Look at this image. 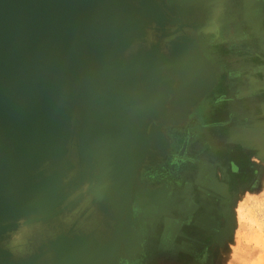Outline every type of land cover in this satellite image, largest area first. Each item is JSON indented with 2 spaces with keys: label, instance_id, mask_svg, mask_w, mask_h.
Segmentation results:
<instances>
[{
  "label": "bare ground",
  "instance_id": "1",
  "mask_svg": "<svg viewBox=\"0 0 264 264\" xmlns=\"http://www.w3.org/2000/svg\"><path fill=\"white\" fill-rule=\"evenodd\" d=\"M99 3L96 11L90 0H0V264H75L74 254L86 264H114L107 251L113 240V249L127 252L137 244L133 217L120 219L121 204L146 147L144 123L170 85V60L159 56L172 32L159 0ZM185 147L184 140L180 155ZM90 197L121 236L113 238L114 229L110 242L83 234L88 214L74 231L73 213ZM13 213L24 216L9 219Z\"/></svg>",
  "mask_w": 264,
  "mask_h": 264
},
{
  "label": "crops",
  "instance_id": "2",
  "mask_svg": "<svg viewBox=\"0 0 264 264\" xmlns=\"http://www.w3.org/2000/svg\"><path fill=\"white\" fill-rule=\"evenodd\" d=\"M165 3V15L171 18L169 24L174 28L181 26L182 32L166 42L168 48L160 56L170 60L166 69L170 85L162 107L154 110L152 119L144 123L147 124L142 140L145 139L146 147L140 149L137 162L132 163L133 187L128 201L121 204L120 214L125 224L128 216L133 217L136 240L145 238L153 264L163 261L162 252L168 246L180 247L186 241H197L204 236L196 214L195 197L203 193L199 187L215 193L220 185H225L221 177L229 176L231 162L234 163L237 152L245 154L249 139L231 142L230 130L246 128L247 111L252 114L261 111L264 116V89L255 92L249 82V78L256 76H251L255 69L257 75L261 72L258 77L264 78L263 43H254L255 12L249 7V0H179L178 5L184 8H178L173 1L171 5L166 0ZM183 12L188 15L185 19ZM182 21L189 25H183ZM223 31L231 32L233 40L223 42ZM208 48L213 57H208ZM260 48L261 53L257 51ZM174 64L179 66L176 65L177 70L172 73ZM148 129H152L153 138ZM184 139H187L186 149L179 156L184 161L178 167L174 165L172 170V175L177 176L175 183L160 185L158 179L154 187H148L146 181L136 187L137 177L164 175L159 168L173 165ZM222 152L225 153L223 159L222 154L218 157ZM180 177L184 179L180 181ZM138 245L142 247L144 242L141 245L137 241ZM118 255L119 252L114 254L112 261L117 262Z\"/></svg>",
  "mask_w": 264,
  "mask_h": 264
},
{
  "label": "rangeland",
  "instance_id": "3",
  "mask_svg": "<svg viewBox=\"0 0 264 264\" xmlns=\"http://www.w3.org/2000/svg\"><path fill=\"white\" fill-rule=\"evenodd\" d=\"M165 6V1L159 0V10L165 12ZM249 7L255 12L253 20L254 43H263L264 49V0H249ZM161 19L167 24L168 18L165 13H162ZM169 21L171 22L170 17ZM169 27L173 28L174 26ZM257 51L261 53V48ZM257 71L255 69L251 75H256L255 77L249 78L250 86L255 92L264 89V79L258 77L261 76V72L257 75ZM260 112L255 111L253 114L250 111L246 112V115L250 116L253 121L252 127L230 130L229 141L231 142L241 143L245 137L251 139L249 147L253 145V148H251L252 151L249 150V159L252 162L253 170L252 174L247 177L246 182L241 183V185L238 184L235 188L232 187L230 194L227 193L226 187L222 189L220 193L221 206L215 212L217 220L215 230L208 234L202 242L186 241L185 245L195 254L182 253L175 247L169 251L164 249L165 251L162 254L166 252L169 254L164 256L162 262L156 264H264V116H261ZM258 115L260 116L258 117ZM247 116L246 118H248ZM184 140L187 145V139ZM179 153H181V150H179ZM183 161L181 160V162ZM173 162L178 163L176 159ZM177 165L179 166L180 163ZM181 177L180 181L184 179H181ZM176 178L177 176L174 179ZM199 188L203 192H212L204 187ZM195 198L201 199L199 197ZM87 204L88 201L84 205L87 206ZM98 215L99 217L102 216L101 213ZM204 222L206 223L205 220ZM97 225L100 226L101 222L100 225L99 223ZM91 226H93V223ZM11 241L12 245L13 240ZM136 241L140 242L141 245L143 241L144 246L139 247L140 245L137 246L136 244V248L139 247L138 251L135 248L133 257L136 261L129 259L126 261L127 264L139 263L148 258L149 251L146 250L147 241L145 238H138ZM194 244H196L195 247ZM66 246L64 244L61 250L63 248V250H66ZM30 253V255H35L37 250H32ZM44 254L46 256L48 251ZM204 254L206 256H203ZM159 260H161L160 257Z\"/></svg>",
  "mask_w": 264,
  "mask_h": 264
},
{
  "label": "flooded vegetation",
  "instance_id": "4",
  "mask_svg": "<svg viewBox=\"0 0 264 264\" xmlns=\"http://www.w3.org/2000/svg\"><path fill=\"white\" fill-rule=\"evenodd\" d=\"M165 16H167V18H168V24L166 25L167 30H169V32H172V34L169 33L166 36L164 42H167L168 40H170V38H172L173 36L175 37V35L178 34V33H175L177 27L176 28H174V27L170 28L169 27V26H171L169 24V22H170L169 21V16L168 15H165ZM167 30L165 32H167ZM155 32L160 33L159 30L156 31L154 29L153 35H154ZM229 33H230V35H229ZM229 33L226 34L225 31H223L221 33V39L223 40V42L229 43L231 39L233 40L231 32H229ZM227 35H229V38L227 37ZM233 35H235V33ZM263 67H264V64H263ZM244 125H246V128L252 127L253 121L250 118V116L245 119ZM220 131L223 133L224 129L220 130ZM250 140H251L250 138L246 140V148H244L245 154H243V152H237V156L234 158V163L231 162V165H230L231 168H229V170H228L229 171L228 172L229 176L228 177H226V176H222L221 177V179H222V181H223V183L225 185H220L218 187V189H217V192H215L216 194L214 192H203L201 188L199 189L204 194L203 193L200 194V196H199V198H201L200 200L195 198L196 205L198 206L197 209H196V214H197V217H199V219H200V223H201L200 227H201V230L204 231V236L201 239L197 240L196 242L204 241L205 238L208 236V234H210L212 231L215 230V227L217 225V223H216L217 222L216 213L215 212H216L217 208H219L221 206L220 193H221L222 189L226 187V189L228 190L227 193L230 194L231 193L230 190L232 189V187L235 188L236 186H238V184L241 185V183L246 182L247 177L252 174L253 166H252V162H250V159H249V150L252 151L251 148H253V145L251 147H249V145H250L249 141ZM221 154H222V157H221ZM179 155H180V153L177 154L175 159L181 165V163H182L181 160L182 159L179 157ZM223 155L225 156V153L222 152V153L219 154L218 157H221L223 159L224 158ZM175 163L172 161V164H173L172 166L163 165L162 167L159 168L161 172L165 173L164 175L151 176V177H148V176L147 177L146 176L137 177L136 182H135L136 187H141L142 185L145 184L144 183L145 181L149 183L147 185L148 187H152V186L154 187V186H156V184H158L157 183L158 179H159V181H161L160 183L162 185L163 184H167V183H173L174 182V178H175L172 175V170L174 168L173 166L174 165H175V167L178 166L177 165L178 163L177 164H175ZM87 201H88L87 206H84L86 208V210H85L84 207H82L80 210H77L76 213L75 212L73 213L74 214V219H76V220L78 219V222L80 221L79 223H77V226H75L73 228L74 231L75 232H79L81 230L80 226H84L86 224V223H84V218L89 215L88 217H90V218H88L87 220L90 222V224H89L90 226L89 225H87L88 227L85 226V229H83V232H82L83 234H86L87 236H89V235L90 236H98L99 235L100 239H103V240L108 239L109 242H110V238H112V229H114L113 238H116L117 236H121L119 231L116 229V222L115 221L113 222V221L110 220L109 217H106L107 216L106 212L104 210H102V208L100 206L98 207V203H96L95 200L92 201L91 197L88 198ZM93 211H94V213H93ZM100 213L102 215L101 217H99V215H98ZM204 220L206 221V223L204 222ZM99 221L101 222V225H100ZM92 223H93V226H91ZM97 223H99L100 226H98ZM115 230H116V232H115ZM75 236L76 235H73L71 237H75ZM77 236H78L77 238L80 240V242L84 240V237L81 236V235L79 236L78 233H77ZM79 237H81V238H79ZM135 240H136V238H135ZM109 242L106 245H108ZM113 242H114V245L107 246V249H108L107 251L108 252L111 251L110 255L108 256L111 260H112V258L114 256V254L119 252V255L117 257L118 261L116 262V260H114L115 264H127L126 261H128L129 259L134 260L133 259L134 253H135L134 249L136 248V245L134 246L133 249H131L130 252H127V251H125L122 248H119V250L113 249L114 246H115V241L113 240ZM195 245L196 244H194V247H195ZM197 246L199 247V245H197ZM173 247H175V249H179L182 253L190 252L188 254H195L194 252H191V249H189V247L187 245H185V244L180 246V247L171 245V246H168V248H166V249H167V251H169ZM78 248H81V246L78 245ZM79 250H81V249H79ZM147 251H149L148 254H147L148 255L147 259H144V260H142V262H139V263L138 262L137 263L133 262L132 264H153L154 259H152V257L149 255L150 250L147 249ZM168 254L169 253L166 252V253H164V256H167ZM203 256H206V254H204ZM42 257H44V255H42ZM71 261H72V263H75V264H78V262L80 264H86L88 262V259H87V257L86 258L82 257V255H75L74 254V255H72ZM134 261H136V260H134Z\"/></svg>",
  "mask_w": 264,
  "mask_h": 264
},
{
  "label": "water",
  "instance_id": "5",
  "mask_svg": "<svg viewBox=\"0 0 264 264\" xmlns=\"http://www.w3.org/2000/svg\"><path fill=\"white\" fill-rule=\"evenodd\" d=\"M90 2L92 3V4H94L95 5V10L97 11V8H98V5L100 4L99 3V0H90ZM101 16V15H100ZM121 54H123V53H117V54H113L112 56H113V58H112V60L111 61H113V59L114 58H116V57H118V56H120ZM111 56V57H112ZM161 56V55H160ZM159 56V57H160ZM111 64V63H110ZM45 207H48L47 205L45 206ZM42 208H44V207H42ZM26 215H37L35 212H31V213H25ZM13 215H15V216H11L9 219H12V220H15V219H17V218H19V217H22V216H24V215H20V214H17V213H13ZM0 231H1V229H0ZM10 231V230H9Z\"/></svg>",
  "mask_w": 264,
  "mask_h": 264
}]
</instances>
